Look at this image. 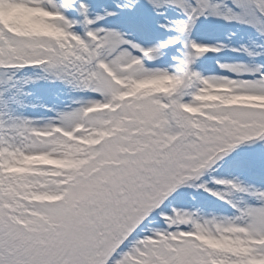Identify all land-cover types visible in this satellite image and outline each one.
Listing matches in <instances>:
<instances>
[{
    "label": "snow or ice",
    "instance_id": "snow-or-ice-1",
    "mask_svg": "<svg viewBox=\"0 0 264 264\" xmlns=\"http://www.w3.org/2000/svg\"><path fill=\"white\" fill-rule=\"evenodd\" d=\"M2 2L39 19L31 31L0 23V264H264V63L255 62L264 58V0H113L95 14L88 0ZM146 10L177 35L145 46L105 26L112 19L144 30ZM169 10L181 18L169 20ZM202 19L251 29V46L195 41ZM181 38L185 52L171 57L173 70L145 63ZM225 49L252 62L217 61L231 76L194 68L203 54ZM28 68L39 73L18 75ZM129 79L173 87L135 110L121 111L122 104L109 116L89 112L115 101L122 91L116 81ZM39 81L93 95L74 100L76 107L47 109L54 115L37 124L42 118L23 112L37 107L25 88ZM209 90L219 98L203 101ZM106 127L117 131L80 157L91 159L75 174L55 175L49 165L17 171L37 157L63 159V145L74 142L65 133L82 139ZM225 163L260 183L213 175ZM21 188L60 199L35 201ZM180 189L191 190L189 207L173 206ZM191 192L219 204L208 210Z\"/></svg>",
    "mask_w": 264,
    "mask_h": 264
},
{
    "label": "rangeland",
    "instance_id": "rangeland-1",
    "mask_svg": "<svg viewBox=\"0 0 264 264\" xmlns=\"http://www.w3.org/2000/svg\"><path fill=\"white\" fill-rule=\"evenodd\" d=\"M88 2L91 5L93 14L101 11V9L104 7L111 8L113 6V0H88ZM167 16L169 20L181 18L173 10H169L167 12ZM143 17L147 22V28L144 30H133L127 24L118 23L117 21H113L112 19H109L106 22L105 26H119L122 31H128L130 35H132L138 42L144 44L145 46L154 44L157 41L165 40L170 36L177 35L173 31H164L163 29L157 27V24L162 23L163 21L161 20V18L155 17L150 10H146L143 13ZM37 19H39V17L31 16L28 12L22 9L5 8L2 0H0V23H4L5 21H7L9 25L20 29L21 31H31L35 27L33 25V21ZM77 30L79 31V29ZM230 31H235L237 35L234 37H229L228 33ZM254 36L255 34L249 28L227 25L222 21L211 19L209 21H203L202 19L191 34V38L199 43L215 44L217 42H222L229 45L230 47H239L242 44L251 46L250 38H254ZM183 42L184 40L183 38H181V43L177 44L173 48L166 50V54L158 61H146L145 63L149 67H167L170 71L173 70V61L171 60V57L173 55H183V53L185 52V49L182 47ZM177 49H179V52L177 51ZM217 61L228 63L237 61H243L246 63L252 62L243 53H234L228 49H225L220 53L203 54L199 59L196 60L194 68L206 77L213 75L231 76V73L223 72L218 68ZM255 62L264 63V58H256ZM38 73L39 70L28 68L22 70L20 73H18V75H36ZM240 78L248 79L250 77ZM116 84L119 85L122 89L119 97L111 104H98L96 107L89 109V112H101L105 116H109L118 108L119 105L121 106L122 104L125 105V108L121 109L122 111L135 110L140 107V104L138 102L153 95L163 98V94L167 93L169 89L173 87V82L165 79H129L123 82L117 80ZM192 90L193 89H189L187 91L191 92ZM25 91H29L32 93L31 96L27 97V102L36 103L37 107L34 109L29 107L24 110L23 114L42 118L37 121V124L45 123L48 117L54 115V111H49L47 109L61 110L76 107V105L73 103L74 100L87 98L93 95L91 93L72 92L59 82L48 83L46 81H39L35 84H30L25 88ZM218 98L219 97L213 96L210 90L205 91L202 95V100L205 102H210ZM183 99L187 101L189 99V96L185 95ZM226 102L244 103L247 101L243 98L228 97ZM41 105L46 107H42ZM105 105L106 107H108V110L102 111V108ZM106 111L108 112L105 113ZM116 131V129L106 127L105 131L87 132V134L84 135L82 139L80 137H74L72 133H65L64 135L67 136L68 140L74 142L71 144L65 143L63 145V159L50 160L46 156L37 157L32 160L24 161L21 167L17 169V171H27L28 168L32 165H49L56 170L55 175H59L65 170L72 174H75L79 172L81 168L85 167L91 159V157H89V159H82L80 157L88 152L91 146L98 144L100 141L104 140L106 136H111ZM236 174H239L241 179H246L249 182L260 183L259 178L252 175L247 170L243 168L230 167L227 163H225L223 167L219 168L217 172L213 173V175H222L229 177ZM20 190L23 191L25 195H31L32 200L35 201H56L60 199L59 196L48 195L46 192L34 194L26 188H21ZM179 191L182 193L181 196L177 197L174 194L173 197L170 198L173 206L189 207L190 205H192L193 202L189 200V192L191 190L180 189ZM191 194L196 197L195 203L197 205H205L206 209L208 210L219 204L218 201H216L208 194L201 192H191ZM41 219H43V217H41Z\"/></svg>",
    "mask_w": 264,
    "mask_h": 264
}]
</instances>
